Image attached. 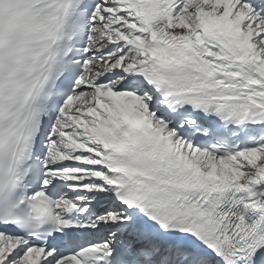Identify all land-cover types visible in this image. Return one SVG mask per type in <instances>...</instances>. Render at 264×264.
<instances>
[{
    "label": "snow or ice",
    "instance_id": "snow-or-ice-1",
    "mask_svg": "<svg viewBox=\"0 0 264 264\" xmlns=\"http://www.w3.org/2000/svg\"><path fill=\"white\" fill-rule=\"evenodd\" d=\"M0 264H264V0H0Z\"/></svg>",
    "mask_w": 264,
    "mask_h": 264
}]
</instances>
